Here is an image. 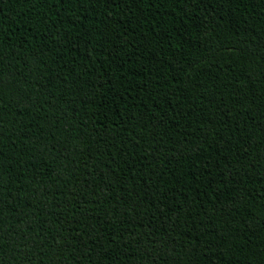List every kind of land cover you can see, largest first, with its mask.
Instances as JSON below:
<instances>
[{
    "label": "trees",
    "instance_id": "trees-1",
    "mask_svg": "<svg viewBox=\"0 0 264 264\" xmlns=\"http://www.w3.org/2000/svg\"><path fill=\"white\" fill-rule=\"evenodd\" d=\"M0 264H264V0H0Z\"/></svg>",
    "mask_w": 264,
    "mask_h": 264
}]
</instances>
